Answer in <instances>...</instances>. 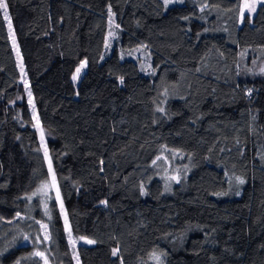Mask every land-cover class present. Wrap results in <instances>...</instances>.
I'll use <instances>...</instances> for the list:
<instances>
[{"label":"trees","instance_id":"trees-1","mask_svg":"<svg viewBox=\"0 0 264 264\" xmlns=\"http://www.w3.org/2000/svg\"><path fill=\"white\" fill-rule=\"evenodd\" d=\"M4 2L0 264H264V3Z\"/></svg>","mask_w":264,"mask_h":264},{"label":"rangeland","instance_id":"rangeland-1","mask_svg":"<svg viewBox=\"0 0 264 264\" xmlns=\"http://www.w3.org/2000/svg\"><path fill=\"white\" fill-rule=\"evenodd\" d=\"M262 4L261 0H244V5H243V15L245 16V14H252L255 15L260 7V5ZM254 5V10H253V6ZM113 22V21H112ZM114 23V22H113ZM114 35L113 31L110 30L109 32V37ZM108 45H111L110 42H108ZM78 69H80L79 73H75L74 76H76L77 78L75 79L77 83L80 82L82 76L85 74V72L88 69V60L84 59L82 61V64L78 67ZM27 84V83H26ZM29 85V84H27ZM39 132L40 135L43 139V142L45 143V141L47 140V133L45 132V130L39 125ZM4 164L6 166L7 169H11L13 171H15L12 160H11V156L10 155H5L4 156ZM200 239H196L192 242V249H198L200 246Z\"/></svg>","mask_w":264,"mask_h":264},{"label":"snow or ice","instance_id":"snow-or-ice-1","mask_svg":"<svg viewBox=\"0 0 264 264\" xmlns=\"http://www.w3.org/2000/svg\"><path fill=\"white\" fill-rule=\"evenodd\" d=\"M261 2L264 3V0H261ZM252 7H253V10H254V5ZM0 9H3V15H4L5 19H9V22H10V17L8 15V11H7L8 5H7L6 2H4V0H0ZM79 71H80V69H77V73H79ZM76 78H77L76 76L73 77L74 80ZM49 170L51 171V164H49ZM54 180H55V176L53 174V181ZM239 183L243 184L244 181L243 180H240ZM47 187H48L47 184H45V185L42 186V188H47ZM42 227H46V225H42ZM45 239H48V236L47 235H45ZM87 242L88 243H94V241H87ZM113 254H115V250H114V253ZM35 255L43 257V253H40V252L35 253ZM45 264H47V261H45Z\"/></svg>","mask_w":264,"mask_h":264}]
</instances>
